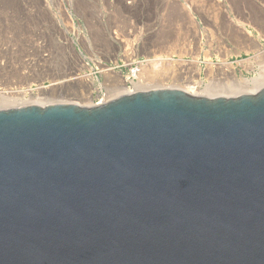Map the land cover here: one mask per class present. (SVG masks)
Returning a JSON list of instances; mask_svg holds the SVG:
<instances>
[{
	"label": "water",
	"instance_id": "1",
	"mask_svg": "<svg viewBox=\"0 0 264 264\" xmlns=\"http://www.w3.org/2000/svg\"><path fill=\"white\" fill-rule=\"evenodd\" d=\"M0 264H264V87L0 108Z\"/></svg>",
	"mask_w": 264,
	"mask_h": 264
},
{
	"label": "rangeland",
	"instance_id": "2",
	"mask_svg": "<svg viewBox=\"0 0 264 264\" xmlns=\"http://www.w3.org/2000/svg\"><path fill=\"white\" fill-rule=\"evenodd\" d=\"M227 64L264 80V0H0V98L48 86L47 98L90 107L124 93L118 74L125 93L139 79L207 97L264 86L236 89Z\"/></svg>",
	"mask_w": 264,
	"mask_h": 264
},
{
	"label": "bare ground",
	"instance_id": "3",
	"mask_svg": "<svg viewBox=\"0 0 264 264\" xmlns=\"http://www.w3.org/2000/svg\"><path fill=\"white\" fill-rule=\"evenodd\" d=\"M200 1V0H199ZM197 3H199V2H197ZM14 6V5H13ZM133 6V5H132ZM192 10V9H191ZM7 11V10H6ZM11 12V11H10ZM177 15V14H176ZM20 16V15H19ZM17 18V17H16ZM12 20V19H11ZM17 21V20H16ZM22 21V20H21ZM16 23V22H15ZM17 24V23H16ZM15 24V25H16ZM20 25V24H19ZM35 33V32H34ZM160 53V52H159ZM180 54V53H179ZM154 56V55H153ZM152 56V57H153ZM167 58V57H166ZM165 58V59H166ZM157 59V58H156ZM162 58H160V60H161ZM165 59H162L161 61H164ZM165 62V61H164ZM173 62V61H172ZM148 67L150 66L149 64L147 65ZM163 66V65H162ZM192 66V65H191ZM227 67V69L229 70V72H230V74H231V76H232V78H234L235 80H234V82H235V84H234V87H236V89H239V90H242L243 88H252V87H256L257 88V86H262V84H263V82H264V80H263V78H254V79H246V78H244V77H236V74H235V70H234V67L232 66V65H226ZM157 67V66H156ZM146 68V67H145ZM163 68V67H162ZM45 70V69H44ZM109 70V69H108ZM155 70V69H154ZM154 70H152V72L154 71ZM191 70V69H190ZM193 70V69H192ZM199 70V69H198ZM179 71V70H178ZM181 72V71H180ZM147 73V72H146ZM150 73V72H149ZM149 73H147V74H149ZM162 73V72H161ZM173 73V72H172ZM28 74V73H27ZM147 74H144V76H146ZM155 74V73H154ZM176 74V73H175ZM41 75V74H40ZM150 75H152V74H150ZM171 75V74H170ZM264 75V74H263ZM29 76V75H28ZM149 76V75H148ZM151 77V76H150ZM152 77H154V76H152ZM53 78V77H52ZM68 79V78H67ZM118 81L120 82V88L118 89V90H122L124 93L123 94H126L125 92L127 91V88H125L126 87V85H127V82L125 81V78L123 77V76H121V75H119L118 74ZM41 80V79H40ZM85 80V79H84ZM35 81V80H34ZM37 81H39V80H37ZM64 81L65 80H59V81H56L55 80V78H54V81L52 82V85L53 86H56V88H58L59 86L61 87L62 86V84L64 83ZM67 81H69V79L67 80ZM86 81V85H87V87H88V90H87V95H85L87 98H86V100L88 99H90L91 97H90V94H91V88H92V82H91V80L90 79H86L85 80ZM84 81V82H85ZM145 80H143V79H139V80H137L136 82H134V81H130V84H131V86H132V88H134L136 91H139V89H142L147 83L146 82H144ZM36 82V81H35ZM82 83V82H81ZM39 84H41V83H39ZM74 84V83H73ZM195 85V84H194ZM58 86V87H57ZM151 86V85H150ZM47 87L48 86H46V89H47ZM51 87V86H50ZM59 87V88H60ZM185 87V86H184ZM264 87V86H263ZM262 87V88H263ZM53 88V87H52ZM52 88H51V90H52ZM68 88V87H67ZM70 89H71V87H69ZM84 88V87H83ZM205 89L207 88L208 89V87L207 86H205L204 87ZM43 86H38L37 88H36V93H34L33 92V90H31V88H26V89H24V90H17L18 92V94L20 95V96H22V98L20 99V100H18V96H9L8 94H9V90H8V92H3V94L5 93H7V95L8 96H3V97H1L0 98V104L1 103H3V104H5V105H16V104H21V103H23L22 105H24V104H40V103H43V101L46 103V101H47V103H51L52 104V102L53 103H57V102H64V101H61V100H55L54 99V97H50V95H49V97L47 98V96H45L47 93H45V92H47V91H45L46 90ZM179 89H181V90H184L185 92H187V89H185V88H179ZM73 90V89H72ZM114 90V89H113ZM117 90V91H118ZM143 90V89H142ZM247 90V89H246ZM260 90V89H259ZM14 91V90H13ZM45 91V92H44ZM112 91V90H111ZM11 92V91H10ZM57 92V91H56ZM72 92V91H71ZM131 92H134V91H131ZM13 93V92H12ZM28 93V97L26 98V94ZM128 93H130V92H128ZM188 93V92H187ZM241 93V92H240ZM190 94V93H189ZM245 94H251V93H242V94H238L237 96H239V95H245ZM11 95H13V94H11ZM16 95V94H15ZM120 95H122V94H120ZM119 95V96H120ZM193 95V94H192ZM197 96V95H196ZM219 96H222V95H219ZM117 97V96H116ZM205 97H207V96H205ZM214 97H218V96H214ZM85 98V97H84ZM115 98V97H114ZM113 99V98H112ZM50 100V101H49ZM63 100V99H62ZM84 100V99H83ZM42 101V102H41ZM89 102H90V100H89ZM106 102V101H105ZM21 105V106H22ZM48 105V104H47ZM15 107H18V106H15ZM4 108V107H3ZM7 108V107H6Z\"/></svg>",
	"mask_w": 264,
	"mask_h": 264
}]
</instances>
